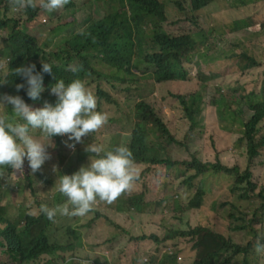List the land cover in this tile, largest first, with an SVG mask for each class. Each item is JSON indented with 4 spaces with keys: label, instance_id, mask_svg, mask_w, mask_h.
Masks as SVG:
<instances>
[{
    "label": "trees",
    "instance_id": "1",
    "mask_svg": "<svg viewBox=\"0 0 264 264\" xmlns=\"http://www.w3.org/2000/svg\"><path fill=\"white\" fill-rule=\"evenodd\" d=\"M76 1L71 0L51 18H58L62 12L72 11ZM114 1L119 4L115 10L111 11L109 1L103 16L96 19L88 17L81 24L80 29L90 32L96 38L93 42L90 37L78 35V31L63 30L66 24L52 25L48 20L41 22L42 30H39L47 31L48 35L43 41H39L36 35L28 32V27L41 16L47 15V12L39 7L27 8L12 11L10 17L8 13L12 9L11 0H0V97H3L2 93L7 90L8 83L25 84L18 92L14 89L9 94L19 95L26 104L31 102L35 108L42 107L45 101L54 105L57 97L51 94V87L57 79L64 80L65 84L74 79H81L87 82L98 97L97 110L110 111L107 124L98 132L91 133L88 139L83 137L84 143L69 141L67 136L51 137L54 147L47 148L50 159L46 160L37 172L32 173L27 159L24 160L23 173H14L7 167L0 168V225H4L0 228V248L10 260L18 264H33L43 255L51 259L56 257L55 259L59 261L53 262L49 259L46 264H141L136 260V251L130 246L131 243L140 246L145 243L154 245L162 236L167 242H189L194 255L182 259L175 255H165L160 264H232L234 257L248 252V244L245 247L240 246L231 236L241 229V226L236 224L240 218L234 204L229 202L219 204L227 221V234L201 225L168 231L167 217L173 210L178 213H193L200 210L204 205L205 195L202 185L209 177L217 176L231 181L233 192L243 191L236 195L238 200H244L248 193H253L256 189L257 168L261 166L258 154L259 150H264V134L257 137L259 125L264 126V61L258 62L253 53L260 54L264 60V18L259 22L252 16L245 17L244 23L238 22L244 19L237 20L235 24L242 32L231 40L229 48L237 45L240 50L222 57L217 65L209 62L213 74L221 71L223 64H226L231 76L233 73H239L242 82L248 87L258 89V92L249 93L247 109L253 113L246 121L241 122L242 133L233 146L236 152L224 158L222 154L226 147L218 143L225 142L230 137L236 120L235 112L241 115L245 111L241 106L234 107L232 96L222 87L223 82L210 81L207 76L195 74L197 57L192 52L195 42L191 35L172 36L166 32L165 25L168 21L174 23L178 20V17L172 20V16L180 15L178 0ZM190 1L193 11L211 2ZM259 1L261 0H234V6L239 5L235 7L247 9ZM182 21L180 19L176 23L180 24ZM72 22L67 24L71 25ZM65 32L70 34L59 38L60 34ZM247 50L250 52L246 53ZM88 54L91 55L89 59ZM41 62L51 64L52 72L42 73L45 91L40 93L38 99L33 100L27 96L25 80L14 76L12 69L35 64L36 71L40 72ZM70 65H77L80 70L72 72L69 70ZM1 70L5 72V79L2 78ZM190 71L193 76L190 75ZM251 71L255 73L252 77ZM144 79L152 82L159 97L172 108L170 116L179 118L177 124L168 125L165 120L162 122L159 118L165 114L156 109L154 102L141 100L136 104L135 101L125 102L120 96L121 92L129 93L132 86L138 87ZM208 89L212 96L206 93ZM125 98L132 101L127 95ZM6 107L11 111L10 104ZM130 109L132 110L128 113L127 120L132 116L131 123L136 121L133 135L140 122H148L169 141L167 144L181 146L182 159L174 160L172 166L176 169L175 178L179 185L184 187V200L179 204L175 198L172 206L157 207H164V201L154 200L147 193L138 190L142 184L143 169L138 162L139 157L133 155L140 170V178L131 194L121 195L112 204L98 200L93 211L83 217H66L58 214L55 222L48 220L39 212L40 204L55 207L67 203L66 197L57 191L60 175H71L82 165L88 164L89 156L92 154L84 151L87 143H101L106 150H111L112 148L107 146L111 144L110 139L107 142L103 138L98 141L97 137L101 134L110 137L108 131L117 125ZM201 114L203 122L198 120L194 124L195 117ZM209 119L213 122L214 128L218 127L221 130L214 142L210 139L205 142L207 145H214V148H210L212 156L205 153L200 144H191L187 141L186 145L184 141L176 142L173 138V136L179 138L177 133L179 130L181 137L188 139L190 132L186 127H193L194 130L203 129L208 126ZM251 121L253 127L250 126ZM32 134L38 139H43V134L38 130H33ZM197 135L198 138L215 136L209 131ZM71 144L75 145L74 148L68 146ZM138 144L139 140L136 139L129 147L135 152L133 146L138 148ZM192 146L199 150L193 151ZM244 154L248 163L253 160L251 167L241 166V156ZM142 162L152 165L164 163L163 160L155 159H142ZM176 163L178 165H175ZM195 184H198L199 188L191 196L190 191L194 188L190 190L188 188ZM5 197H9L17 206L16 218L12 221L7 219L9 217L6 214L7 205L2 203ZM153 204L157 206H152ZM144 213H148L149 216L145 217ZM135 215L141 216L142 224H150L146 229V232L151 233L149 237L141 235L144 232L143 228H140L138 234L130 231L131 217ZM154 217L158 223L153 222ZM260 217H264V212ZM74 221L86 222L81 226H75ZM100 221L105 231L103 239L95 244L89 242L84 244L79 228L84 226L88 232ZM110 227L118 231L119 236H110ZM146 239L148 241L141 242ZM96 246L98 248L94 251ZM242 264L249 262L244 258Z\"/></svg>",
    "mask_w": 264,
    "mask_h": 264
},
{
    "label": "rangeland",
    "instance_id": "2",
    "mask_svg": "<svg viewBox=\"0 0 264 264\" xmlns=\"http://www.w3.org/2000/svg\"><path fill=\"white\" fill-rule=\"evenodd\" d=\"M110 0H77L75 3V8L69 12H62L58 18H51V16L56 15L61 9L55 10L51 13L47 12V15L41 16L38 18L34 23L30 24L28 27V32L32 35H36L39 41H43L48 33L47 31L39 32L42 30L41 22L43 20H48L52 23V25H62L66 24L63 27V30L67 31H78L80 30V26L83 22H85L88 17L91 19H96L103 16L106 13L107 6L106 4ZM223 4L222 7L225 12H231L233 14L234 20L236 19H243L246 16H252L256 22H259L262 18H264V0L259 1L256 5H250L247 9H235L229 8L228 5H234V0H213L210 3V6H219ZM225 4V5H224ZM239 6V5H235ZM178 7L180 11L179 16H172V20H175L178 17V22L180 19L185 21V23L177 28L176 26L170 23V20L165 25L166 32L174 35L180 34H188L194 37L196 43L195 48L192 51L196 54L195 61L197 63V67L195 74L199 76H207L210 81L214 82H223L222 87L225 90L229 91V95L233 98V105L234 107H243L245 113L239 114V112H235L234 116L236 120L233 124V131L228 139L225 142L218 143V145H222L226 147V151L223 152L222 157H226L230 154H234L236 151L233 149L234 143L238 141L242 133V121H246L249 116L253 113V111L247 109V102L249 98V93L258 92L256 87H248L246 83L242 82L239 73H233L231 76L229 73V69L227 66H224L221 71H218L216 74H213L210 63L208 60V50L211 45V37L208 30L200 23L197 22V12L192 13L188 9V0H178ZM12 9L9 11V16L12 17ZM98 12V13H96ZM230 15V13H229ZM73 21V22H72ZM245 19L242 21H238L239 23H244ZM68 22H72L71 25H68ZM171 25V26H169ZM68 33H61L59 38L62 36H68ZM199 38H204V41L197 42ZM204 46H207V50H204ZM236 50H240L237 45L232 46V48H228L224 46V54H228L230 52H234ZM250 50H247L246 53H249ZM198 55L200 57L198 58ZM247 57V54H245ZM91 58V55L88 54V59ZM255 58L258 62L264 61L262 58L255 54ZM77 61V59L75 60ZM199 62V63H198ZM2 71V78L5 79V72ZM190 75L193 76V73L190 71ZM252 71L250 72V76H253ZM218 77L216 80H212L215 77ZM228 78L227 80L225 78ZM15 83H8L7 90L2 94H9V92L15 89ZM259 86V84L257 85ZM45 91V90H44ZM207 94L211 95L210 90L208 89ZM129 96L132 101H127L125 96ZM226 94V96H229ZM120 96L123 98L125 102H134L137 104L141 100H147L154 102L156 109L161 110L165 115L162 118H159L162 122L165 120L167 121L168 125L177 124L179 118H173L170 116L172 108L167 104L162 98L159 97L155 87L152 85V82L149 80H142L138 87L132 86L130 88L129 93L124 94L121 92ZM260 99V97L258 98ZM28 105L35 108V106L31 102H27ZM130 109L126 114L123 116L122 120L111 128L108 132L110 137L107 135L101 134L97 137V140L100 141L102 138L107 142L110 139L111 144H107L112 149L116 147V145H126L129 146L130 143L136 139L139 140L138 148L134 149L135 155L139 157L138 162L141 164V168L143 169L142 173V184L138 188V190L142 193H147L148 196L154 200H163V206H157L153 204L152 206H157L160 208H167L174 204V199L177 198V203L179 204L185 198L184 187L179 185L178 180L175 178L176 169L172 166V163L176 159H182L180 157V150L181 146L169 145V142L163 135L159 133V131L150 123L144 122L142 123L141 128L137 130V133L133 135V126L136 123H131L132 116L129 120H127L128 113L131 112ZM108 115L110 114L109 109H106ZM158 116V115H157ZM200 120L203 122L204 118L203 115H198L195 117V123ZM176 122V123H175ZM209 124L206 125L203 129H196L194 130L193 127H186L188 128L190 134L188 139L182 138L181 133H179V138L173 136L176 142H182L188 145V142L191 144H200L204 148L205 153H209L212 156L211 147L214 148V145L210 146L205 144L207 140H212L213 142L216 140L218 135L221 133V130L216 127L214 128L213 122L211 119L208 120ZM250 126L253 127V122H249ZM186 125V123H184ZM194 126V125H193ZM208 127V130H206ZM108 128V127H107ZM107 128L105 129V133L107 132ZM214 133L215 136L205 137L202 136L198 138L197 134L206 133ZM100 133V132H99ZM257 137L264 134V126L262 124L259 125L257 129ZM139 136H142L140 138ZM172 136V135H171ZM88 139V136L85 137ZM143 141V142H142ZM188 141V142H187ZM46 142V141H45ZM193 151H198L199 149L192 146ZM259 160H261V166L257 168L258 171V182L255 184V191L253 193H248L247 198L244 200H238L236 195L241 194L243 191H236L233 192L231 181L226 180L220 177H209L207 182L202 185V189L205 193L204 195V205L203 207L195 211L193 213H178L175 210L171 211L167 217V224H168V231L174 228H181L185 229L187 227H193L197 225L206 226L212 230L228 233L227 232V221L224 218V212L220 210L219 204L222 202H229L236 206L237 208V215L239 216L240 220L236 222L241 229L231 234V236L236 240V244L245 247L248 244V252L245 255H239L234 257V261L232 264H242L243 259L245 258L248 260L249 264H264V255H258L254 252V245L256 243V239L261 234H264V217H260L261 213L264 212V150H259ZM142 159L150 160H163L164 163L152 165V164H143L141 163ZM175 165H178L177 163ZM253 165V160L251 163H248L246 160L245 154L241 156V166L242 167H251ZM193 189L190 191L191 196H193L197 189L199 188L198 184H195L193 187L188 188V190ZM232 192L234 194H232ZM3 204L7 205L6 214L9 216L7 219L12 221L16 218V209L17 206L11 201L9 197H5ZM214 207H212V205ZM145 217H148V213H144ZM180 217V219H177ZM86 221H74L75 226H81ZM153 222L158 223L159 221L156 217L153 218ZM4 225H0V228H3ZM150 227L149 223H141V216L135 215L131 217V225L130 231L133 234H138L140 232V228H143L144 232L146 229ZM142 232V236L149 237L151 235L150 232L144 233ZM79 234L81 235V239L86 243H98L101 241L105 235V231L103 230V223L100 221L97 223L96 227L91 229L87 232V228L82 226L79 228ZM109 235L110 236H119V232L113 230L112 227L109 228ZM149 239V238H148ZM148 239L143 240L141 242H146ZM264 243V241H262ZM125 246H128L125 244ZM130 246H133L136 251V260L139 261L141 264H160L162 258L165 255H175L180 257L190 258L193 257L194 253L191 251V244L187 241H168L164 237H160L157 239V243L154 245L145 243L141 246L136 243H131ZM98 246L94 248V251L97 250ZM196 254V252H195ZM51 259L49 256L43 255L36 260L34 264H46L47 260L51 259L53 262H57L58 259L53 257ZM67 258V257H66ZM59 262V261H58ZM0 264H17L14 261H11L5 253L2 252L0 248Z\"/></svg>",
    "mask_w": 264,
    "mask_h": 264
},
{
    "label": "clouds",
    "instance_id": "3",
    "mask_svg": "<svg viewBox=\"0 0 264 264\" xmlns=\"http://www.w3.org/2000/svg\"><path fill=\"white\" fill-rule=\"evenodd\" d=\"M70 2L71 0H11V7L13 11L39 7L51 13L64 8ZM212 2L213 0L210 3ZM210 3L193 11L191 1L188 0L189 11L197 12V22L198 13L203 9L212 11L223 8V4L212 7ZM226 5L229 8L234 6ZM118 6L117 2L110 0L111 11ZM227 19L233 30L237 29L235 22L242 20H234L230 17ZM182 22L185 23V21ZM172 25L181 27L178 23ZM78 35L90 37L93 42L96 39L84 29L78 30ZM169 35L186 34L169 33ZM192 39L196 43L194 37ZM224 46L220 39L215 44L211 43L210 49L217 47L224 53ZM41 65L40 72L36 71L35 64L12 69L14 76L25 80L27 96L33 100L38 99L40 93L44 91L42 73L52 72L51 64L41 62ZM69 70L78 72L80 68L77 65H70ZM24 87L25 84L15 85L17 92ZM51 94L57 97L56 103L53 105L45 101L39 108L26 104L19 95L4 94L0 97V168L7 167L14 173H23L24 160L27 159L29 168L32 173H35L41 169L46 160L50 159L47 148L54 147L51 137L67 136L69 141L84 143L83 137L98 132L107 124L109 116L106 112L97 110L98 97L85 80L74 79L65 84L64 80L57 79L51 87ZM9 104L12 106L11 111H8L6 107ZM142 123L144 122L139 123L134 134L141 128ZM33 130L41 132L43 139L36 138L32 134ZM139 137L142 138V136ZM68 146L74 148L75 145ZM84 151L92 154L89 156L88 164L82 165L71 175L65 174L59 177L57 191L66 197L67 203L55 207H49L43 203L39 205V212L48 220L55 222L58 214L66 217H83L93 211L98 200L112 204L121 195L131 194L134 191L140 178V170L133 156L135 154L129 146L118 145L111 150H106L103 144L90 142L85 144ZM262 241H264V234L256 239L254 252L258 255H264Z\"/></svg>",
    "mask_w": 264,
    "mask_h": 264
},
{
    "label": "crops",
    "instance_id": "4",
    "mask_svg": "<svg viewBox=\"0 0 264 264\" xmlns=\"http://www.w3.org/2000/svg\"><path fill=\"white\" fill-rule=\"evenodd\" d=\"M233 8L246 9V8H237L235 6H233ZM228 17L233 18V14H231L230 11L225 12L223 8L215 9L212 11L203 9L198 13V22H200L208 30L211 37V43L215 44V42L221 39V43L223 44V46L225 45L229 48V44L231 40L241 34L242 32L241 28H237L235 30L231 29V27L229 26V19H227ZM183 24L184 22H181L180 24H178V26H182ZM202 41H204V38H199L197 42H202ZM204 50H207V46H204ZM229 54L230 53L224 54L223 51L219 50V48L217 47H213V49L209 48L208 60L210 63L217 65L220 63V59L222 57L227 56ZM255 54L260 56V54L254 52L253 53L254 57ZM225 65L226 64H223V67Z\"/></svg>",
    "mask_w": 264,
    "mask_h": 264
}]
</instances>
